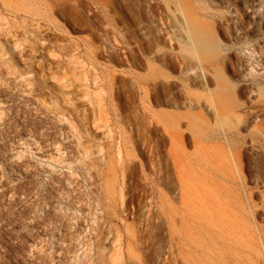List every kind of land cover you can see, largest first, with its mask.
Wrapping results in <instances>:
<instances>
[{"label":"rangeland","instance_id":"374dc122","mask_svg":"<svg viewBox=\"0 0 264 264\" xmlns=\"http://www.w3.org/2000/svg\"><path fill=\"white\" fill-rule=\"evenodd\" d=\"M5 1L0 264H164L168 238L158 234L154 220L157 196L143 186L154 172L145 148L150 117L161 113L181 120L194 184L214 187L239 241L264 254V0H189L193 9L185 13L161 0L157 13L138 22L129 9L135 0L124 8L115 0L133 41L145 48L135 59L122 43L128 31L121 22L112 24L103 0H74L75 6L53 12L45 7L52 0ZM205 6L208 11L200 9ZM154 35L162 36L157 49L169 54L171 65L144 45ZM126 72L133 77L124 82ZM134 74L169 78L176 101L149 103ZM194 79L201 85H190ZM224 93L228 100H218V120L209 104L189 105L193 94L212 100ZM124 134L136 160L127 170L133 178H125L132 191L117 172L111 200L105 180L120 161Z\"/></svg>","mask_w":264,"mask_h":264},{"label":"bare ground","instance_id":"6f19581e","mask_svg":"<svg viewBox=\"0 0 264 264\" xmlns=\"http://www.w3.org/2000/svg\"><path fill=\"white\" fill-rule=\"evenodd\" d=\"M103 1H105L101 2L104 6L103 9L106 13H111L109 18L112 24L116 25L117 22H121L123 30L128 31L126 34L121 35L122 43L127 49L126 52L129 59H135L137 54L141 56L142 50H145V48H143V44L133 41V38H136V36L133 35L131 27L126 24L125 20L118 16V7L115 0ZM129 1L131 0H122L118 6L124 8L125 5H129ZM144 1L135 0L129 7L132 10V15H135L134 19L136 22H138L139 18H143L149 13L154 15L162 8L161 0ZM11 3V0L4 2L5 5H10ZM68 3L71 6H75L74 0H52V2L46 3L45 7L47 10L53 12L59 9L61 5H67ZM201 3V1H198V4L201 5ZM169 5H174L176 10L183 13L186 10L193 9L189 0H170ZM170 8L171 6H169ZM200 9L203 11L209 10L207 6L204 8L200 7ZM152 23L154 25V22ZM161 35H163L162 32ZM163 36L167 35L164 34ZM160 39H162V36L156 37L154 35L144 45L155 52V59L169 66L171 65L168 61V59H171L168 57L169 54L157 49ZM181 63L183 64V62ZM172 64L173 67H176L175 63ZM260 69L264 70V67H260ZM131 76L130 73L126 72L121 73L120 77L126 82L133 77ZM162 78L158 74L151 77H140L134 74L135 83L143 91V98L148 100L149 103L153 102L161 105L163 102H166L173 105V101H176V98L172 97L174 84L167 77L161 82ZM112 83L114 85L115 77ZM190 85H201V81L194 79ZM248 93L250 97L254 99L258 98L257 90L254 87L248 88ZM194 97L195 95L193 94L189 104L190 107L202 108L205 104H209L216 120L223 115V110L219 106L218 100L221 103L223 101L226 102L228 100L227 93L221 95L213 94L212 100ZM168 116L170 115L168 114ZM199 117L208 123V119L202 113L199 114ZM259 118L257 116V119ZM150 119L154 124L150 126L149 132L151 133V137L148 138L147 142L145 141V148L148 150L146 153H149L151 163L154 166V172L152 177L145 175L143 186L147 191L151 190V194L155 192L157 196L155 211L153 212L154 220L159 227L158 234L160 236L165 235L168 238L164 264H249L252 258H257L254 261L255 264L264 262V254L260 249L253 247L254 251L252 253L248 245L239 241L236 233V224L234 221H231L229 208L220 201L217 190L206 182L194 184L195 182H193L191 177L193 170L190 167V162L187 160L189 156L186 157L182 151L185 134L182 131L181 120L176 117L171 118V116L169 118L165 113L154 115ZM190 120L191 125H194L195 120L192 117ZM132 145L130 136L124 134V143H121L118 150L120 161L112 169H109L105 180L104 190L108 199L114 200L113 193L115 191L117 172H120L119 177L123 176L127 190L132 191L130 182L125 180V178H133L132 173L127 175V170L130 167L136 166L135 157L131 154L133 151L131 149ZM202 175L204 176L203 180L207 181L208 174L203 173ZM196 176L201 178L200 175ZM212 183L215 182L211 181ZM201 193H204L206 196L204 200V196ZM30 220L35 225L38 224L35 216ZM44 223V228H47L46 222ZM253 254H255L254 257Z\"/></svg>","mask_w":264,"mask_h":264}]
</instances>
